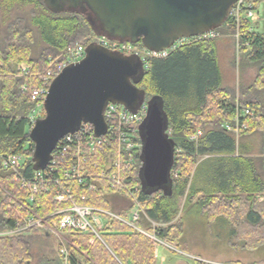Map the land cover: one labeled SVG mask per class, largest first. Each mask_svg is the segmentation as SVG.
<instances>
[{
	"label": "trees",
	"instance_id": "1",
	"mask_svg": "<svg viewBox=\"0 0 264 264\" xmlns=\"http://www.w3.org/2000/svg\"><path fill=\"white\" fill-rule=\"evenodd\" d=\"M263 1L246 0L256 8ZM229 19L214 30L216 37L190 38L166 57L148 60L135 85L145 92V102L158 99L165 114L166 134L175 151L170 186L164 191L142 188L141 149L134 164L123 170L122 181L127 188L137 189L134 198L140 216L136 227L156 232L167 244L180 246L184 234L180 213L194 204L210 224L230 229L229 239L236 241L232 247L241 243L242 249L263 251L264 33L253 31L248 20L240 22L239 40L233 42L242 73L237 85H224L217 39L221 31L237 33L236 26L228 25ZM98 36L87 10L52 12L44 0H0V156L21 155L19 172L24 177L35 171L29 138V117L35 108L31 91L41 86L51 61H65L66 51L77 45L86 49ZM132 45L144 48L141 43ZM140 125L134 139L138 145ZM113 160L114 152L109 150L90 155L83 164L85 180L66 186L78 200L86 196L84 204L109 211L108 196L119 193L104 182L90 191L88 185L93 182L88 176L99 174ZM72 161V155H67L55 167L54 176L61 178ZM52 191L49 185V191L34 195L29 205L41 217L60 209ZM29 196L30 188L14 182L0 161V232L13 229L26 214L22 204ZM101 237L103 243L88 235L69 236L68 263L157 264L156 243L116 219L107 220ZM59 250L51 235L35 229L0 236V264H64Z\"/></svg>",
	"mask_w": 264,
	"mask_h": 264
},
{
	"label": "water",
	"instance_id": "2",
	"mask_svg": "<svg viewBox=\"0 0 264 264\" xmlns=\"http://www.w3.org/2000/svg\"><path fill=\"white\" fill-rule=\"evenodd\" d=\"M239 0H44L52 12L87 10L99 36L118 42L141 43L148 51L169 49L181 39L214 31L225 23ZM144 72L139 58L97 43L85 49L84 58L67 65L56 76L43 101L44 117L29 130L35 171H43L58 141L76 133L83 123L95 135L107 131L103 113L107 104L136 111L146 103L148 112L139 127L140 179L148 191L170 186L174 145L166 134L167 120L158 99L145 102L135 82Z\"/></svg>",
	"mask_w": 264,
	"mask_h": 264
},
{
	"label": "built area",
	"instance_id": "3",
	"mask_svg": "<svg viewBox=\"0 0 264 264\" xmlns=\"http://www.w3.org/2000/svg\"><path fill=\"white\" fill-rule=\"evenodd\" d=\"M229 17L230 23L228 25H234L237 28L236 40L238 42L240 37V33L238 32L240 22L248 20L252 26L259 18V10L253 4L247 3L246 0H239L233 5ZM216 36L217 34L211 31L199 37L208 39ZM187 40L181 39L169 49L160 52L148 51L145 48L135 47L132 44L111 42L102 36L96 37L97 42L95 43L110 50L139 58L145 70L148 60L166 57L169 52L186 43ZM84 55V46L77 45L66 51L65 61L58 62V60H53L49 63L43 74L41 86L31 91L30 96L31 100L35 102V108L29 117L30 128L34 125L35 120L38 119L37 116L43 111V101L52 80L67 65L80 61L84 58ZM21 90H26V87L22 86ZM147 112L148 107L146 103L141 104L134 112L127 110L121 105L107 104L103 113L107 126V131L104 135L97 137L93 126L83 123L76 133L67 134L58 141L45 170L34 171L29 178L24 177L19 172V166L23 161L21 155L0 156L3 170L12 174L14 182H17L21 188L26 186L30 188V196L25 204H22L26 209V214L15 222L13 229L0 232V236H17L31 229L51 235L59 244V252L63 257L64 264H69L68 246H72L69 236L73 234L88 235L103 243L101 231L105 223L109 219H116L137 232L145 234L156 245L161 244L169 247L167 243L157 236L156 232L147 233L136 227L135 223L140 216V206L134 198V192L137 189L127 188L122 181L123 170L134 164L135 156L138 154V150L141 149V145L134 142L136 138L135 131L136 126L141 124L146 118ZM245 113L249 114V111H245ZM225 127L227 129L230 128L227 125ZM107 150L114 152V160L109 162L99 174L88 176L93 182L88 185V188L93 192L104 182L108 188L116 190L119 194L127 195L131 202L128 217H123L111 210L108 211L86 205L84 204L88 200L86 196H81L78 200L71 187L66 186L67 182L70 181L81 183L85 180L83 164L86 159L92 154L102 153ZM67 155H72L73 157L71 167L62 174L61 178H58L54 176L55 167L63 160H66ZM49 185L53 187V200L60 206V209L48 217H41L29 205L33 203L34 195L39 192H48Z\"/></svg>",
	"mask_w": 264,
	"mask_h": 264
},
{
	"label": "rangeland",
	"instance_id": "4",
	"mask_svg": "<svg viewBox=\"0 0 264 264\" xmlns=\"http://www.w3.org/2000/svg\"><path fill=\"white\" fill-rule=\"evenodd\" d=\"M258 10L259 18L252 24V29L264 33V1ZM233 39L236 40V34L231 32L225 34L224 31L220 32L217 39V63L223 84L227 86L237 85L242 73ZM93 40L97 42L96 38ZM41 113L39 115L44 116V111ZM107 199L112 212L123 217L129 216L131 202L127 195L110 194ZM180 217L184 230L180 246L176 247L175 243L167 244L169 247L157 244L155 247L157 264H196L197 261L206 264H264V250L248 251L241 248V243L232 247L236 241L229 239L230 229L220 223L210 224L199 214L196 205L188 204L183 207ZM88 263L94 264L91 260H88Z\"/></svg>",
	"mask_w": 264,
	"mask_h": 264
},
{
	"label": "crops",
	"instance_id": "5",
	"mask_svg": "<svg viewBox=\"0 0 264 264\" xmlns=\"http://www.w3.org/2000/svg\"><path fill=\"white\" fill-rule=\"evenodd\" d=\"M258 200H259V201H262V197H261V196H258Z\"/></svg>",
	"mask_w": 264,
	"mask_h": 264
}]
</instances>
